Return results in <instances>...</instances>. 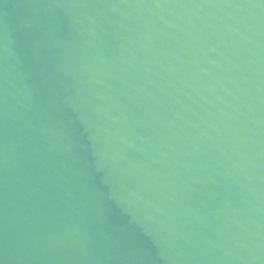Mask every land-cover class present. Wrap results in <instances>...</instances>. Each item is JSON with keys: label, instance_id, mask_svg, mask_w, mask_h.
Returning <instances> with one entry per match:
<instances>
[{"label": "water", "instance_id": "water-1", "mask_svg": "<svg viewBox=\"0 0 264 264\" xmlns=\"http://www.w3.org/2000/svg\"><path fill=\"white\" fill-rule=\"evenodd\" d=\"M0 264H264V0H0Z\"/></svg>", "mask_w": 264, "mask_h": 264}]
</instances>
